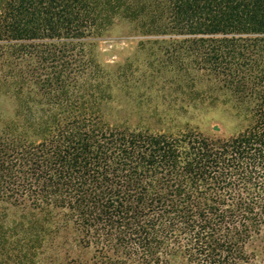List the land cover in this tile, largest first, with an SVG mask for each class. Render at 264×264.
Returning a JSON list of instances; mask_svg holds the SVG:
<instances>
[{
	"label": "trees",
	"instance_id": "trees-1",
	"mask_svg": "<svg viewBox=\"0 0 264 264\" xmlns=\"http://www.w3.org/2000/svg\"><path fill=\"white\" fill-rule=\"evenodd\" d=\"M169 2L195 66L252 101L254 123L221 138L67 110L45 140L0 137V202L66 211L81 246L95 250L85 264H264V0ZM94 12L92 0H7L0 57L37 56L59 69L38 83L67 88L70 46L92 35Z\"/></svg>",
	"mask_w": 264,
	"mask_h": 264
},
{
	"label": "rangeland",
	"instance_id": "rangeland-1",
	"mask_svg": "<svg viewBox=\"0 0 264 264\" xmlns=\"http://www.w3.org/2000/svg\"><path fill=\"white\" fill-rule=\"evenodd\" d=\"M92 2L93 33L70 46L76 51L66 89L38 83L55 81L59 69L41 68L37 56L0 57V137L45 140L67 110L90 112L112 127L165 133L191 128L221 138L254 123L252 101L240 100L195 66L189 36L172 24L169 0ZM6 3L0 0V20ZM80 48L83 73L76 71ZM81 238L64 210L34 209L28 200L19 206L0 202V264L90 263L95 250L83 248ZM171 264L185 263L177 257Z\"/></svg>",
	"mask_w": 264,
	"mask_h": 264
}]
</instances>
